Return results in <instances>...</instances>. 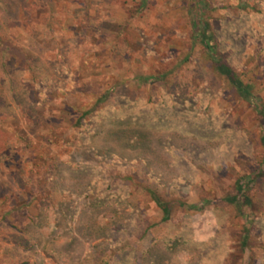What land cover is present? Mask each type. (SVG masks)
Segmentation results:
<instances>
[{"label": "rangeland", "instance_id": "374dc122", "mask_svg": "<svg viewBox=\"0 0 264 264\" xmlns=\"http://www.w3.org/2000/svg\"><path fill=\"white\" fill-rule=\"evenodd\" d=\"M208 1L216 51L264 102V0ZM192 7L0 0V264H264V177L249 207L225 200L264 169L258 119Z\"/></svg>", "mask_w": 264, "mask_h": 264}, {"label": "trees", "instance_id": "16d2710c", "mask_svg": "<svg viewBox=\"0 0 264 264\" xmlns=\"http://www.w3.org/2000/svg\"><path fill=\"white\" fill-rule=\"evenodd\" d=\"M194 12H193V34L195 39L199 42L203 58L208 65V68L212 73L218 75L222 78L227 85L232 89L243 102L249 103L258 119V127L260 129L261 136L259 138L260 146L264 150V102L257 98L253 92V84L251 82H244L241 75H238L237 71L229 65L216 51V34L212 30L210 23V15L220 9L219 6L213 5V3L208 0H193ZM239 9L247 10L248 6L245 3L240 6ZM208 13V15H207ZM104 96L100 97L97 102L102 101ZM88 112L80 115L78 123L87 116ZM264 177V169L258 170L257 174L247 173L245 176L238 178L234 184L236 192L231 196L225 198L227 203L236 205L238 207H249L251 205V199L246 195L249 191V187L252 183L255 184L257 178ZM127 180L132 182V178L127 177ZM148 195L150 200L159 208L163 213V221L168 220L170 209L172 205L164 201L161 196H159L155 191L148 190ZM247 231L245 232L244 240L241 243V250L243 251L247 246Z\"/></svg>", "mask_w": 264, "mask_h": 264}]
</instances>
